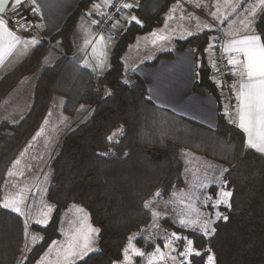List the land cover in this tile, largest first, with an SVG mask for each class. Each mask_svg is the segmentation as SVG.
<instances>
[{"label": "trees", "instance_id": "trees-1", "mask_svg": "<svg viewBox=\"0 0 264 264\" xmlns=\"http://www.w3.org/2000/svg\"><path fill=\"white\" fill-rule=\"evenodd\" d=\"M97 1L82 0L58 32L41 40L0 77V103L23 78L35 77L27 114L17 123L0 124V202L8 168L40 128L54 96L63 99V113L69 118L76 117L80 108L88 109L86 118L64 135L52 160L46 196L54 212L46 227L32 225L42 239L22 262L24 221L0 207V264H35L60 238L61 217L71 204L83 208L99 229L97 250L77 264L122 260L128 238L142 233L152 221L145 202L157 192L167 198L184 187V151L227 169L223 180L233 192L225 214L228 219L217 221L215 232L205 237L190 233L195 248L205 253L204 259L210 249L215 264H264V156L246 148L243 133L222 112L216 128L209 129L155 106L142 79L123 65L128 47L138 36L162 25L174 0H138L134 15L142 26L133 22L119 33L108 69L101 75L72 59L77 23ZM255 28L264 30V13ZM211 36L207 31L189 36L175 42L174 49L192 50L198 69H210L206 49ZM51 51L56 55L45 66ZM172 55L161 53L148 65ZM193 91L207 93L198 83ZM142 236L133 242L151 251L156 244Z\"/></svg>", "mask_w": 264, "mask_h": 264}, {"label": "snow or ice", "instance_id": "snow-or-ice-1", "mask_svg": "<svg viewBox=\"0 0 264 264\" xmlns=\"http://www.w3.org/2000/svg\"><path fill=\"white\" fill-rule=\"evenodd\" d=\"M31 4H35L36 0H30ZM25 0H0V65H3L5 58L11 56L16 50L17 45L24 44L25 47L29 43L35 45L38 41L33 38L31 41L22 40V38L16 34L12 28L9 27L10 23L17 25L18 30L23 29L27 31L31 27V21H27L21 24L19 21L14 19H5V14L9 16H14L16 13L20 12ZM226 4L231 5L232 0H225ZM105 4L109 7H115L112 4V0H105ZM199 6V3L197 4ZM240 6L239 0L233 5V11ZM94 7H98L94 5ZM133 4L129 2L121 3L116 10L119 12L121 9H132ZM175 11V9H173ZM246 15L240 20V24L243 26V30L246 33L242 37L230 39L227 43L223 45L224 53L227 58V65L231 66L230 74L235 77H239L237 83H233L229 86L230 91L234 94L235 105L232 107H226L224 109V116L228 119L229 123L235 124L244 134H245V146L248 149L255 150L258 153L264 154V32H257V29L253 27L256 23L257 12L264 13V0H256V2L248 9H245ZM38 13V8H33L31 10V15H36ZM214 19H218L223 22L221 15L219 13V5H217V12L213 14ZM111 19V17H108ZM226 19V17H224ZM135 23L141 25V21L135 16L131 15L128 17V23ZM94 23H99L94 21ZM120 21L117 20L112 24V28L115 29ZM204 27H210L205 25ZM175 29H173L174 31ZM118 34V33H117ZM193 33L188 32L187 35L191 36ZM154 39L152 44L155 45L158 41L167 40V36H159L156 32L151 33ZM104 41V37H100V42ZM215 47L214 44L209 43L206 51H211ZM95 52L96 49L94 48ZM98 67H103L102 61L98 63ZM213 68L216 67L215 60H212ZM219 71V69H217ZM222 86V85H221ZM232 108L235 110V115L233 117ZM40 133H37V136ZM35 139V138H34ZM109 141H112V137H108ZM19 160L15 163L19 164ZM227 169L221 170V175ZM16 173L13 171L8 172V176H14ZM213 184L219 185V190L214 193L207 194L202 201L205 207L209 206L211 202V208L216 209L214 212L216 220L223 218L227 220V216H222V213L218 210L221 205L231 207L230 198L233 196V192L227 189V182L220 180L219 177ZM200 188H207V184L199 185ZM157 196H161L160 192L156 193ZM175 196L176 193H173ZM185 194H181L183 197ZM187 199L190 203L187 205L190 210L187 215L179 216V225L182 229H191L193 233L201 232L203 235L208 236L210 233L215 232L212 227L213 221L211 219L205 218L204 214L200 212L199 209L195 208L194 203L199 199V196L195 192L186 194ZM215 197V199H214ZM26 197L21 192L5 197L2 202H0V207L10 209L12 212L19 214L20 216H27L24 210ZM152 201H147L144 204L145 209H150ZM167 205V202H166ZM53 211L52 206H47V211L41 213L42 218L37 219L35 223L46 227L51 213ZM195 212L196 217L194 219L190 218L191 213ZM84 210L76 209L75 220L70 222V228L67 232L62 234L65 236V240L60 243L53 241L49 246V251L51 253L52 249L56 250V259L54 261H45L41 257L37 264H77L78 261L83 260L89 252L94 251L93 244L95 241V235L98 234L99 229L93 227L87 222L86 215L83 214ZM151 215L153 218V225L159 227V220L162 213L152 210ZM25 237L28 236L29 222L25 219L24 222ZM33 242H36L38 237L33 235L31 237ZM42 239V237H41ZM135 237H129L127 246L122 251V260H114L112 264H132V258L135 257H145L146 253L141 251L140 248L133 244ZM176 241L183 242V250L178 253V256L171 255L172 252L176 251L173 244ZM194 241L189 239L187 236H180L176 232L171 233V238H166L165 248L169 249V253L166 254L161 251V248L157 246L155 251L147 256V264H160V262L170 259L174 264H215L214 255L210 254L211 250H207L209 254L205 253L193 247ZM27 248V244L25 245ZM178 257L182 258L178 260ZM195 258H200L199 262Z\"/></svg>", "mask_w": 264, "mask_h": 264}, {"label": "rangeland", "instance_id": "rangeland-1", "mask_svg": "<svg viewBox=\"0 0 264 264\" xmlns=\"http://www.w3.org/2000/svg\"><path fill=\"white\" fill-rule=\"evenodd\" d=\"M127 24L129 25L128 21ZM93 27L92 21L87 24L84 22V20L80 22V25H78V30L76 29L73 33L74 53H88L92 57L94 55L101 56L102 58L107 57V55L104 53L105 47L108 46L109 41L112 43V45L115 44L118 35L113 33H109V35L106 33L97 34L94 32ZM101 36L104 37L103 42H100ZM36 40L38 41L37 44L32 45L29 43V45L26 47L25 55H27L32 48L40 43L39 39ZM147 41H149L148 38H142V40H139L135 46L127 51L126 55L131 57L133 61L151 60L155 58V54H153L150 49H147ZM94 48L96 49L95 52L93 51ZM54 55H56L54 51H51L48 54L44 60L45 66L51 64ZM34 80L35 77L33 76L23 78L18 83L16 88L0 103V124L3 121L14 124L24 118L32 104L33 86L30 83H33ZM210 80L215 85V87H218V82L214 79L212 73L210 75ZM21 92L26 93L25 97L22 96ZM10 103H13L15 108L8 109V105ZM62 107L63 99L59 96H54L49 112L43 120L40 128L27 142L26 146L19 152L6 173L1 202L5 197L13 196L23 190V194L26 197L24 210L26 213H29L27 216H21L24 222L25 219H28L29 222L28 236L27 238L25 237V244L19 258V261L21 262L24 260L29 251L41 241V235L32 229V225L36 224L35 221L37 219L42 218L41 213L47 211V206L50 205L53 208L50 220L54 212V206L48 202L46 196L47 188L51 181L52 172L50 165L52 160L60 148L64 135L88 115V109L85 111L86 107H84L78 110L76 117L74 116L73 118H69L63 113ZM224 109L225 107H223V111ZM38 132L40 134L37 136ZM183 155L185 185L183 188L173 191V193H176L175 196L173 193L167 198H161L156 195L153 199L149 200L152 201L149 210H155L162 213V216L159 220V227H155L153 225L152 218L151 223L144 231L142 230V233L133 235L132 237L136 238L139 235H143L142 237L145 238L147 243H154L156 245L151 251H145L143 248H140L141 251L146 253V256L143 258L133 256L132 264H147V256L152 254L157 246L161 248L162 252L168 254L169 249L165 248L164 244L166 243V238H171L172 232H176L182 237L187 236L189 239H192L190 237V233H193V231L191 229H182L179 225V216L187 215V213L190 211L187 207V205L190 203L186 195L188 193L195 192L197 196H199V199L191 201V203H194L195 208L199 209L200 212L204 214L205 218L211 219L213 221V228L217 221L223 219L221 218L216 220L214 215L216 209L211 208V202H209L208 207H205L204 203L202 202L205 195L219 190V185L213 184L212 181H215L217 177L224 181L223 175H221L222 168L207 162L203 158L192 153L184 151ZM17 160L20 161L19 164L15 163ZM9 171H13L16 173V175L8 176ZM201 184H207L208 187L200 188L199 185ZM182 193L185 194L183 197L181 196ZM76 209H81V207L71 204L62 214L59 225L60 238L54 241L62 243L65 240V236L62 234V231L67 232L69 230L71 226L70 222L76 218ZM226 209H228L227 206L221 205L218 210L222 213V216H225ZM6 210L11 211L10 209ZM83 214L86 215L87 222L91 224L89 216L85 210ZM195 217L196 213L192 212L190 218L194 219ZM195 233L205 237V235H203L201 232ZM211 234L212 233H210L208 236ZM33 235L38 237L36 242H33L31 239ZM26 244L27 248L25 247ZM133 244L136 246L134 242ZM49 246L41 257H43L45 261H54L56 259V250L52 249L50 253ZM97 247L98 234L95 235V241L93 244V248L95 250L89 252V254L95 252ZM173 247L176 248V251L172 252L171 255L178 256V253L183 250V242L176 241L173 244ZM193 247L195 248L194 244ZM179 259L182 258L178 257V260ZM35 264H37V262ZM160 264H174V262L170 259H167L166 261L160 262Z\"/></svg>", "mask_w": 264, "mask_h": 264}, {"label": "crops", "instance_id": "crops-1", "mask_svg": "<svg viewBox=\"0 0 264 264\" xmlns=\"http://www.w3.org/2000/svg\"><path fill=\"white\" fill-rule=\"evenodd\" d=\"M81 1L36 0V3L33 5L35 8H38V13L36 14L38 18L37 30L35 32L18 30L11 23L9 27L16 31V34L22 40L31 41L35 38L41 41L49 39L59 31ZM117 2L118 0H112L113 5ZM255 2L256 0H239L240 6L233 11V5L236 3V0H232L231 5L226 4L225 0H174L165 14L162 25L146 35L138 36L134 43L127 49V51L130 50L142 38H148L150 42L147 41V49H150L155 54V58L165 52H172V57L161 58L154 66H149L148 63L155 58L151 60L133 61L131 57L126 55V51L122 59L123 65L125 69L133 71L142 79L146 85L148 97L155 106L209 129H215L220 112L224 114L223 108L221 111L219 110L215 98L208 92L195 93L193 91L195 84L198 83L199 85L200 71L197 67L195 54L190 49L184 52L175 51V42L189 37L187 35L189 31L193 33L191 36L207 31L212 33L210 43L214 44L215 47L218 46L223 49V45L230 39L239 38L246 34L243 26L240 24V20L247 14L245 9L250 8ZM27 3H31L30 0H25L24 5ZM198 3L199 6H197ZM132 4L133 8L125 11L122 22L117 24L115 29L112 28L111 33L119 35L128 26V17L134 15L138 0H134ZM94 5L98 7H94ZM94 5L79 19L75 30H78V25L84 20L86 24L90 21L93 22V30L97 34L104 33L97 31V23H94V21H97L98 17L105 15L111 7L105 4V0H98ZM217 5H219L221 19H223L222 23L220 20L214 19L212 15L214 12H217ZM260 13L259 11L257 12V17ZM5 19H8L7 13L5 14ZM205 25H209L210 27H204ZM253 27H255V24ZM173 29L175 30L173 31ZM153 32H156L159 36H167L168 39L158 41L153 45L152 40L154 37L151 35ZM106 34L109 35V33ZM113 46L114 44L112 45L109 41L108 46L105 47L104 53L107 57L102 58L101 56L95 55L92 57L88 53L77 54L73 52L72 59L79 65L90 68L97 75H101L108 69L109 56ZM211 52L212 50L207 51V59L210 66L209 78L212 69ZM25 53V45H17L13 54L6 57L3 65H0V77L18 65L26 57ZM101 61L103 63L102 68L97 66ZM230 69L231 66L229 65L228 71ZM229 78L232 82L231 84L237 83L239 80V77L232 76L230 71ZM30 84L34 86V83ZM21 93L25 97L26 93ZM232 95L234 102L230 107L236 103L234 94L232 93ZM13 108H15L13 103H10L8 109ZM232 113L234 117V108H232ZM243 135L244 139H246L244 133ZM261 155L264 156V154Z\"/></svg>", "mask_w": 264, "mask_h": 264}, {"label": "built area", "instance_id": "built-area-1", "mask_svg": "<svg viewBox=\"0 0 264 264\" xmlns=\"http://www.w3.org/2000/svg\"><path fill=\"white\" fill-rule=\"evenodd\" d=\"M124 2L133 3L134 0H118L115 7H111L105 15L97 18V31L104 32V33H111L112 32V23L116 22L117 20L122 22L124 17L125 11L127 9H121L119 12L116 8ZM35 8L33 4L27 3L23 5L20 12L16 13L14 16H9L8 19H14L19 21L21 24L26 23L27 21H31V27L26 32H35L38 27V18L37 15H31V10ZM108 17H111L109 19ZM15 28L17 25L11 23ZM22 31H25L21 29ZM211 59L215 60L216 67L211 69V73L213 74L214 79L218 82L217 93L219 95L220 105L222 107H230L232 95L229 86L231 85V80L229 78V65H227V58L224 50L221 47H215L212 49L211 52ZM219 69V71H217ZM222 85V86H221Z\"/></svg>", "mask_w": 264, "mask_h": 264}, {"label": "water", "instance_id": "water-1", "mask_svg": "<svg viewBox=\"0 0 264 264\" xmlns=\"http://www.w3.org/2000/svg\"><path fill=\"white\" fill-rule=\"evenodd\" d=\"M210 70L209 69H202L199 71V87L205 89L210 95H212L218 105L219 110L221 111V105L219 100V95L217 93V89L215 85L209 78Z\"/></svg>", "mask_w": 264, "mask_h": 264}]
</instances>
